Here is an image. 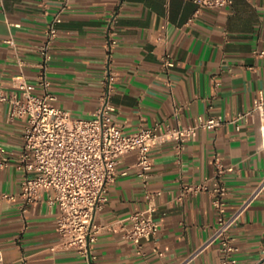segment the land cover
<instances>
[{"label":"crops","instance_id":"1","mask_svg":"<svg viewBox=\"0 0 264 264\" xmlns=\"http://www.w3.org/2000/svg\"><path fill=\"white\" fill-rule=\"evenodd\" d=\"M66 2L45 74L54 106L72 119H89L98 105L104 71L105 19L118 13L117 46L111 69L117 75L110 116L125 134L139 126L193 123L196 116H220L215 130H197L179 158L173 143L151 149V169L144 182L134 170L135 155L122 156L118 175L108 187L107 202L95 216L101 227L95 242L96 264H178L211 234L215 212L206 192L182 195L185 185L211 186L214 159L231 167L220 177L232 210L264 174V136L257 117L248 112L257 91L264 94V0H233L230 6L202 9L191 0H0V87L17 90L34 85L40 46L47 22ZM40 5H46L43 15ZM7 41H11L12 45ZM168 55L174 66L161 69ZM169 86H166V83ZM34 93H40L38 87ZM264 124V121H263ZM24 120L8 121L0 106V148L8 165L0 168L1 264H82L71 250L55 247L56 206L45 194L25 207L17 197L22 173L15 168L21 151ZM153 198L156 235L140 244V252L121 238L116 223L147 207ZM237 264H254L264 252V189L230 231ZM213 243L187 264H219Z\"/></svg>","mask_w":264,"mask_h":264},{"label":"built area","instance_id":"2","mask_svg":"<svg viewBox=\"0 0 264 264\" xmlns=\"http://www.w3.org/2000/svg\"><path fill=\"white\" fill-rule=\"evenodd\" d=\"M196 5V14L202 9H219L230 6L233 0H191ZM66 2L58 8L47 22L43 40L37 48L40 63L34 85L23 84L17 90L0 87V106L4 108L8 121L22 119L21 151L17 156L15 168L22 173L17 197L25 207L36 204L42 194L49 206H56L55 231L61 250L74 251L82 264H96L95 242L101 227L95 222L96 214L107 202L108 187L115 181L117 166L122 156L134 153V170L138 177L146 181L151 169L150 152L159 143H173L174 154L179 158L186 141L196 136L197 130H215L222 123L220 116H196L191 125L139 126L133 133L125 134L110 114L113 107L110 97L113 93L117 75L111 69L112 53L117 46L116 24L118 13H111L105 19V57L104 71L100 80L98 105L89 119H72L68 112L54 106V97L48 92L49 82L45 74L46 64L51 58V44L57 37L56 25ZM46 15V5H40ZM12 45L11 41H7ZM255 57L264 59V50H254ZM174 66L168 55L161 57V69L167 73ZM169 86V83H166ZM38 87L40 93H34ZM246 116L257 117L264 136V94L257 91L251 109L238 114L235 120ZM8 165V156L0 148V168ZM215 174L211 186L205 182L185 185L182 195H195L206 192L215 212V225L208 238L178 264H187L203 248L216 243L221 253L219 264H237L234 258L236 246L229 234L241 215L264 189V174L250 193L232 210L227 209L228 189L221 180L231 167H223L214 159ZM159 193H147V207L128 217L129 224L116 223L120 236L131 243L136 252L140 244L154 237L159 223L153 218V198ZM11 200L10 195H2ZM2 255L0 252V264ZM254 264H264V252Z\"/></svg>","mask_w":264,"mask_h":264}]
</instances>
